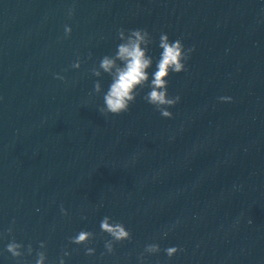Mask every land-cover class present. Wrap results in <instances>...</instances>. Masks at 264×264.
I'll use <instances>...</instances> for the list:
<instances>
[{
  "label": "clouds",
  "instance_id": "9594fccd",
  "mask_svg": "<svg viewBox=\"0 0 264 264\" xmlns=\"http://www.w3.org/2000/svg\"><path fill=\"white\" fill-rule=\"evenodd\" d=\"M67 15L72 18L75 15V7L69 8ZM72 28L69 25L64 27V38L71 36ZM117 38L121 41L114 53L105 55L101 58L98 66L90 69L95 77H102L107 74L111 77V82L107 91L103 90L100 80H96L93 86V92L97 95L103 93V106L98 111L108 116H119L129 111L130 106L135 103L141 91L147 87L149 91L143 95L146 103L152 105L163 118H173V113L169 110L180 102L179 95L170 96L168 92V84L171 74H179L187 71V61L191 54L195 51L194 47L186 48L181 39L170 41L168 34L161 33L159 36L158 47L161 49L159 58L155 60V70L151 73L149 69L153 67L154 58L149 54L150 45L153 44L151 33L144 28L136 29H117ZM91 57V53L89 54ZM72 67L79 69L81 67L80 58L72 64ZM57 79L63 80V76H56ZM221 101H230L232 98L221 96ZM61 213L68 215L67 210L61 205ZM86 219V217H83ZM249 220V223H252ZM15 224V221H13ZM101 232L106 233L111 239L105 241V249L108 254L114 252V245L122 243L125 240L131 241L132 234L122 222L113 220L110 216H105L100 222ZM13 228L7 229V234L11 236ZM168 232L162 234L167 237ZM0 237L3 234L0 233ZM95 238V233L90 231H80L75 236L69 237V242L75 245H84L85 254L93 255L95 250L88 245ZM46 244L41 241L38 251L35 252L36 259L34 264H46L47 254L45 251ZM5 251L11 255L16 264H26L24 257L27 254H33V247L28 244L25 251V245L17 242L13 237L5 246ZM161 251L159 244L149 243L144 247V252L140 254L139 259L143 262L145 254H157ZM179 251L178 246L168 247L164 249L166 255L171 259ZM67 250L63 251V255L59 260V264H65L64 256H70Z\"/></svg>",
  "mask_w": 264,
  "mask_h": 264
}]
</instances>
